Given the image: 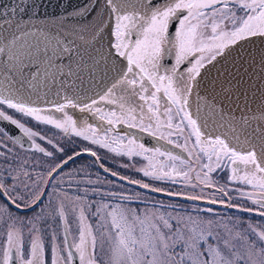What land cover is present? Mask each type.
<instances>
[{"label":"snow or ice","instance_id":"6c2138e0","mask_svg":"<svg viewBox=\"0 0 264 264\" xmlns=\"http://www.w3.org/2000/svg\"><path fill=\"white\" fill-rule=\"evenodd\" d=\"M50 3L16 0L0 10V120L18 128L49 158L46 165H29L10 155L7 146L0 151L6 165L0 166V264H264V224L244 226L239 218L217 217L211 208L149 207L138 192L103 190L99 176L74 182L73 174L63 170L81 153L58 159L65 152L59 141L54 144L8 113L52 125L121 156H144L143 176L157 181L175 183V173L193 189L211 187L210 173L231 167L229 182L242 185L233 191L254 207H227L264 218V106L253 111L245 105L239 115L238 108L228 107L237 104L239 97H233L245 77L250 83L257 75L255 91L262 93L264 105V47L244 48L257 39L264 44V0H83L75 7L68 0L62 15L51 14L60 18L49 21L45 5ZM37 19L41 22L35 23ZM229 58L232 70L225 67L219 91V74L211 88H204L202 70ZM62 59L68 63H60ZM69 80L71 87L77 81L81 87L64 95L63 102L47 99L57 84L56 97L68 91ZM85 80L101 90L84 88ZM69 108L88 115L78 120ZM116 125L138 127L154 137L159 133L158 139L184 155L163 144L137 145L135 137L119 136ZM111 132H117L113 142L128 140L122 150L111 147ZM4 135L0 129V137ZM36 139H47L51 151ZM83 151L99 160L96 151ZM156 157L167 159L157 162ZM37 167L45 170L35 172ZM99 167L127 180L103 163ZM127 182L165 192L141 181ZM218 190L228 196L224 188ZM140 203L144 209L132 207ZM166 207L173 211L161 210Z\"/></svg>","mask_w":264,"mask_h":264},{"label":"flooded vegetation","instance_id":"af4514ba","mask_svg":"<svg viewBox=\"0 0 264 264\" xmlns=\"http://www.w3.org/2000/svg\"><path fill=\"white\" fill-rule=\"evenodd\" d=\"M186 66L187 65H185V67ZM41 107H50V105L41 106ZM68 111L71 114H74L75 118H77L78 120H81L88 115L86 113H84V114L80 113L79 109L69 108ZM8 113L14 115L16 119L25 123L26 127L32 129L33 131H35L37 133L42 134L47 139L51 138L53 140L54 144L57 141H59V143L64 146L65 152L63 153V155L58 154V156H57L58 159H63L66 156L72 155L74 152L81 153L76 159L84 158V164H83L84 168L91 169L92 171H90V173L91 172H98L100 175H102V177L106 183L108 182V179H110V181L114 182V184L122 183V184H125L127 186L137 187L139 189H140V187H138L137 185H134V184H129L127 182V180L141 181L142 183H147L150 186L155 184L154 183L155 180L150 178V177H144L142 175L140 178V173L143 174V172L140 171L137 164H139V161L142 160L141 156H137L134 158L128 157V156H121V155L119 156V155H117L116 152H113L108 148H102L100 145L92 144L91 140H84L83 137H75L72 134H69L66 136L61 130L56 129L52 125H45L43 123H39L33 118H28V117L21 116L20 114H15L12 112V110H8ZM55 115L60 116L59 113H55ZM93 122L96 123L98 121H93ZM115 127L117 129L119 136L127 135L129 138H131L134 136L129 135V134H131L134 131V132L138 133L142 139L148 140V142H150L154 146L148 145L144 142L136 140L137 145H139L140 143H143L146 147L152 148V147H158L161 144H163V145L166 144V141H163V140L159 141V140L155 139V138L158 139L159 134H156V136L154 137L153 135H150L148 133L140 131V129L138 127L129 128L127 125H116ZM0 129H4L5 133H6V135L3 136L4 140L7 142L6 144H4V146H7L8 149H10V147L12 146L15 149L19 150L20 151V152H18L19 155H22L23 152L28 153L29 154L28 157L24 156V155H23V157H24V159H26L28 161L29 165H32L34 163L41 164L43 157L49 159L48 157H46L43 154L36 151L34 146L29 142V139L26 136H24V134L18 128H16L14 125H11L7 121L0 120ZM117 132H111L108 134V136H109V143H111V145L113 146L112 148H116L119 151V148L116 147V145L118 144L119 141L113 142V141H117ZM97 133H98L100 138L103 137L102 132L98 131ZM165 134L167 135V133H165ZM169 138L175 139V136L169 137ZM47 139L45 141H40L39 139H36V143H40L41 146H45L46 150H48L47 147L52 148V145L47 144ZM16 141H19V143H17ZM180 143L183 144V139L180 140ZM76 147L81 148V149H76ZM189 147H191V144H189ZM84 149H90L92 151H96L97 156L99 157V160L97 161L96 158L92 157L88 152H84L83 151ZM48 151H51V149H49ZM11 155L16 156L17 153L13 152ZM0 157H2V156H0ZM16 158H17V156H16ZM123 159L131 160V163H133V162H137V163L136 164H127V166H130V167L124 168L123 167ZM75 160H74V162H75ZM163 160H166V159H163ZM74 162H70L64 168L63 171L64 172H69L70 170L72 171V169H74ZM100 163H103V165L106 168L110 169L111 171L117 172L119 174V176L126 177L127 180H120L117 177H112V176L104 173V171L99 167ZM113 164L120 165V166L114 168V167H112ZM0 166H6V165H3V163L1 164V162H0ZM29 170L31 171L32 169L30 168ZM43 170L44 169L37 167L35 169V172H40ZM228 170L231 173V167H229ZM90 173H88V174H90ZM131 174H133L134 176ZM231 175H232V173H231ZM89 176L92 177L91 175H88V177ZM65 179H67V178H65ZM65 181H67V180H65ZM158 182L159 183H165L167 181H158ZM64 185L68 186L67 183H65ZM240 186H242V185H240ZM142 190L148 191L146 189H142ZM246 191H250V189H246ZM168 199H173V198L168 197ZM174 200H183V199L176 198ZM243 200H245V202H247V204L251 203L250 200H247V199H243ZM231 201H232L231 199L229 200V198L228 199L226 198V201H225L226 205L228 203L232 204ZM0 202L1 203L3 202V197H0ZM146 202L148 203L149 201H146ZM45 203H46V201H45ZM142 204H144V203H142ZM248 207H249V205H248ZM222 209L229 210V211L233 210L230 207L229 208H222ZM233 211H236V210H233ZM50 259H51V254L49 253V262H50Z\"/></svg>","mask_w":264,"mask_h":264},{"label":"rangeland","instance_id":"374dc122","mask_svg":"<svg viewBox=\"0 0 264 264\" xmlns=\"http://www.w3.org/2000/svg\"><path fill=\"white\" fill-rule=\"evenodd\" d=\"M105 110H107V109H105ZM157 134H159V133H157ZM97 136L99 137L98 133H97ZM6 143L7 142L4 140V138L0 137V150L1 151H5L4 144H6ZM127 144H128V140L125 139V140L119 141L118 144L116 145V147H118L119 150H122L123 147L126 146ZM111 147H113V146L111 145ZM47 149L49 150V149H52V148L47 147ZM76 149H81V148L76 147ZM10 150H11L10 155L13 152L17 153L16 156H17L18 160L19 159H24L23 155L27 156V157L29 155L26 152L25 153L23 152L22 155H19L18 152H20V151L15 149L12 146L10 147ZM141 159L142 160H140L139 164H137V165H138L140 171L143 172L142 170L147 167V161L144 159V156H141ZM161 159H167V158L166 157L165 158L156 157L157 162H159ZM48 161H49V159L43 157V159L41 161V164L46 165ZM0 162H1V164L3 163V157H0ZM136 163L137 162L131 163V160L123 159V167L124 168L130 167V166H127V164H136ZM83 164H84V158L76 159L75 162H74V169H72V171L70 170L69 172H64V173L65 174L72 173L73 175H72L71 179L74 182H76V181H87L88 179L96 181L97 177L99 176L100 181L104 182L103 190L106 191V190L110 189L111 191H115L117 193H119L121 191H124L126 193L138 192V193L141 194L142 199H144L145 201H149L147 203V205L149 207L152 204H156L157 206H159L160 204H163L165 206L176 205V206L188 209L189 211H191L192 209H194L196 207L200 208L201 210H204V209H207V208H211V209H213V212H214V214L217 217L239 218V220H242V221L245 222L244 226H247L248 222H250V223H252L254 225L258 224V223L264 224V218H262V217H260V216H258L256 214H253V213L241 212V211L236 210V209H233V210H236V211H233V210L229 211V210L222 209V208H225V207L221 208V207L211 206V205H208V204L195 203V202H192V201H188L186 199L185 200L168 199V197H161V196L154 195V194L150 193L149 191H144V190H142L143 188L139 189L137 187L127 186V185L122 184V183H117V184H114V185L112 183H108V182L106 183L104 181L102 175H100L98 172H91L90 173V171H92V170L84 168ZM118 166H120V165L113 164L112 167L115 168V167H118ZM193 166L195 167L196 165L194 164ZM169 171H170V169H169ZM88 173H90V174H88ZM88 175H91L92 177H90V176L88 177ZM131 175H133V174H131ZM142 175L143 174L140 173V178H141ZM190 175L191 176H195V172L190 173ZM230 176H231V173L229 172L228 168L223 170V171L216 170V171L210 173L211 180H213L215 182L211 187H203L202 185H198L197 187H195V189H193V187L190 184H188L187 182H185L183 180V177H177L175 175V173H172V178L176 181L175 183H173L171 181H167L165 183H159L157 180H155V182H154L155 184H153L151 187H155L157 189H164L165 192L171 191L173 193H183L186 196H198V197H200V199H198V200H205V201H209L211 199H216L217 201H220V200L226 201V198L228 199L229 197H231L232 204H235V205L236 204H240V205H243L244 207H248V205H249V207H254L252 205V203H248L247 204V202H245V200L238 198V193L236 191H233V189L240 188L242 186H240L237 182H231L230 183L229 182V177ZM65 178H67L65 180L69 179L67 176H65ZM108 181H110V179H108ZM84 186H87V185L82 184V187H84ZM202 187H203V191H201ZM221 187L224 188L225 191L228 192V196H223V194L218 190ZM64 188H65V190H68V186L64 185ZM50 191H51V189H50ZM92 199H99V197H92ZM46 203H47V201H46ZM218 204H226V203H218ZM132 207H139L140 209H144L145 208V204H142V203H140L139 205L133 204ZM161 210L162 211H165V210L166 211H173V209L171 207H166L165 209H161ZM13 211H15V210L13 209ZM36 211L39 212V209H37ZM20 215H23V213H20ZM27 215L28 216H32V215H34V213L29 212V213H27ZM205 215H207V214L205 213ZM73 227H74V224H73ZM24 231H25V236H26V239H27V235H26L27 234V229H25Z\"/></svg>","mask_w":264,"mask_h":264},{"label":"water","instance_id":"95a60500","mask_svg":"<svg viewBox=\"0 0 264 264\" xmlns=\"http://www.w3.org/2000/svg\"><path fill=\"white\" fill-rule=\"evenodd\" d=\"M15 2H16V0H0V10H2L5 7H8V6L14 4ZM29 2H31V0H29ZM82 2H83V0H71V4H72L73 7H75L77 4H80ZM155 2L156 3H161L162 0H155ZM67 3H68V0H51L50 4H46L45 5L46 12L50 14L47 17V19L49 21L53 20L54 18L55 19H59L60 18L59 15L53 17L51 14L52 13H56V14H61L62 15L64 13V11H65V5ZM16 18L19 19V16H17ZM27 19H28V17H25V20H27ZM0 22H3V18H0ZM34 22L35 23H40L41 21L39 19H37ZM108 39H109V37H108L107 31H106L104 33V40L102 42L103 50H104L105 53L107 52V40ZM259 47H264V44H262V42L259 39L255 40L251 44H245L244 45V48L246 50H253V51L256 48H259ZM230 60H231V58H229V61L221 60L219 63H215L214 62V64H215L214 67L209 65L207 67L206 71L202 70V73L204 75V81H203V87L204 88H211L212 85H211L210 82L211 81H215L217 76H218V74H219L220 79H219V81H216V91H219V84H220L221 81L224 80V69H225V67H227L229 70H232L231 69ZM59 62L63 63V64H67L68 63V61L66 59H62ZM73 67L75 68V64L73 65ZM87 74H88L87 73V68H85L84 75L87 76ZM258 82H259L258 75L255 76V77H252V80H251L250 83L248 82V78L245 77V82L243 83V85L241 87V91L237 92L236 96L233 97L234 100H236L237 96L239 97V99L237 101V104L235 106L228 105V107H232L233 110H236L237 108L239 109V111H237V115H239L240 112L245 110V105H247L248 108L252 109L253 111H256L260 107L264 106L261 103L262 93L258 92V91H255V86L257 85ZM71 85H72V81L69 80L68 85L66 86L68 88V91L65 92V91L61 90V96L60 97H56L55 96V91H56V89L59 88V84H57L55 86V88H53L52 92L49 94L47 99H59V100H61V102H63L62 97L64 95L71 96L73 94V92L77 91L81 87L79 85L78 81L76 82V87L75 88L71 87ZM83 87L86 88V89L87 88H94L96 92H99L101 90L99 84L90 85L87 80H85V83H84ZM225 87L226 88H235L236 86L234 84L233 85L225 84ZM44 91H45L44 89H41V95L42 96H43ZM200 91H201V94L203 95V88ZM88 95L89 96H93L94 92L93 91H88ZM33 99H35V96H33ZM46 105L47 104H45L43 102L40 103V106H46ZM129 135L134 136L136 138V140H138V141L144 142V143H146L148 145H153L150 142H148V140L142 139L139 136V134L134 132V131L131 134H129ZM155 139L161 141L160 139H157V138H155ZM164 147L168 148L169 150L173 151L174 153H177V154H180V155H184V153L180 149L175 148L172 145H169V144L166 143L164 145ZM146 190H148L149 192H151L154 195L161 196V197H171V198L184 199L183 196H168V195L165 194V192H152L149 189H146ZM189 201H191V200H189ZM192 202L208 204V205L216 206V207L229 208V207H227L226 204H218V203L209 204L208 201H205V200H196V201H192ZM232 209L238 210L237 208H232ZM253 214H255V213H253Z\"/></svg>","mask_w":264,"mask_h":264}]
</instances>
